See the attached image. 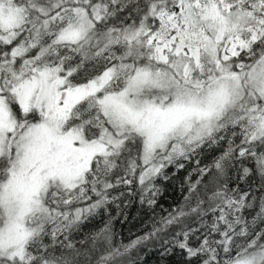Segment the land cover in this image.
<instances>
[{
    "label": "snow or ice",
    "instance_id": "obj_1",
    "mask_svg": "<svg viewBox=\"0 0 264 264\" xmlns=\"http://www.w3.org/2000/svg\"><path fill=\"white\" fill-rule=\"evenodd\" d=\"M150 257L264 264V0H0V264Z\"/></svg>",
    "mask_w": 264,
    "mask_h": 264
},
{
    "label": "trees",
    "instance_id": "obj_2",
    "mask_svg": "<svg viewBox=\"0 0 264 264\" xmlns=\"http://www.w3.org/2000/svg\"><path fill=\"white\" fill-rule=\"evenodd\" d=\"M210 159V157H209ZM207 162V161H205ZM180 199V193L179 190H177L175 193L169 189L168 193L165 194V200H162L161 203L164 204L165 207H168L169 205H172L174 201ZM128 213V222L121 227L120 220H123V216L119 218V220L116 222V228L118 232L121 234L117 237V239H123L125 242H127L128 239L133 238V234H139V229L141 228L142 221L139 219L141 216H144V213L139 210L138 203H134L131 207L126 209ZM113 215H115V210L113 206ZM147 217H145L146 219ZM154 260L153 257L149 258V264H152V261Z\"/></svg>",
    "mask_w": 264,
    "mask_h": 264
}]
</instances>
